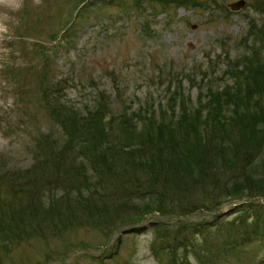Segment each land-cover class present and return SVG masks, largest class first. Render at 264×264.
<instances>
[{"label":"rangeland","instance_id":"obj_1","mask_svg":"<svg viewBox=\"0 0 264 264\" xmlns=\"http://www.w3.org/2000/svg\"><path fill=\"white\" fill-rule=\"evenodd\" d=\"M236 1L17 0L9 10L0 3L5 18L0 22L1 170L31 175L29 170L50 156H78L93 147L101 123L111 150L139 144L149 134L144 117L153 107L158 113L163 107L166 116L158 119L172 125L168 135L154 138L158 145L163 139L178 143L163 147L164 155L175 151V161L183 165L186 153L213 142L224 145L228 156L229 146L247 132L243 126L260 113L264 118V75L256 71L264 62V0H244L234 9ZM225 87L245 94L236 113L224 103ZM184 110L194 116L180 121ZM221 117L225 127L218 123ZM255 126L264 127V121ZM261 146L250 164L248 155L239 157L253 177L263 169ZM219 155L205 162L209 173L195 186L184 184L176 192L166 170L156 192H147L144 171L100 172L80 154L86 170L75 179L88 177L83 184L91 185L100 211L75 207L76 219L58 228L46 222L39 234L33 233L31 216L26 223L7 214L0 223V264H184L182 258L201 264L197 256L220 253L214 264H264V241L244 245L233 236L245 230L234 233L239 208L264 206V197L246 191L240 197L218 195L219 183L233 179L222 170ZM3 181L0 198L12 209L24 206L29 197L19 188L25 182ZM43 182H37L43 200H51V192L61 209L74 207L68 196L76 193L77 183ZM158 198L164 211L143 214L134 207ZM223 219L230 220L224 230ZM4 229L12 238L1 236ZM178 236H184L183 244Z\"/></svg>","mask_w":264,"mask_h":264},{"label":"trees","instance_id":"obj_2","mask_svg":"<svg viewBox=\"0 0 264 264\" xmlns=\"http://www.w3.org/2000/svg\"><path fill=\"white\" fill-rule=\"evenodd\" d=\"M256 71L260 72L261 75H264V62L259 63ZM222 90L224 91L223 92L224 96H227L224 100V103L232 104L231 106L235 108V113H236L239 110L238 103L241 100L243 101L245 99V94L241 95V90H236V92H231L226 87ZM231 95H233L234 97L233 96L230 97ZM246 97L248 98L249 95ZM212 100H216V98H213ZM249 101L250 100H248V102ZM172 107H173L172 111L174 118L176 103H174ZM199 111H201V109L199 110L197 109V113L194 114L196 115L195 117L196 119L200 117ZM147 112H146L147 113L146 117H144V119H148L149 134L148 135L145 134L141 142L134 146H131L129 142L128 145L122 146L120 149L118 148L116 150H111L110 145L106 144L104 141L103 133L106 132V126H104L101 123L96 127V130L94 132L96 134V135L94 134V136L96 137V142L94 143L93 147L91 149L89 148L83 149L82 151H80L81 153L79 152L78 156L75 155L72 158H70L69 155L65 154L64 152L59 155L50 156L49 158H47V161L42 160L39 164H36L32 169H30L29 172L31 175L21 173L19 170L12 171L9 170L8 168L1 170L2 166H0V179L4 180L1 184L5 182L6 183L25 182V184H21L22 186L19 189L21 191H24L25 194H27V196L29 197L26 204L24 206L22 204V206L19 209H12L10 207V202L5 200L6 198L5 199L0 198V223L5 219H7L6 218L7 214H9L8 216L10 217V219H13L14 217H18L19 219L25 221L26 223L29 220L28 216H31V220H32L31 226L33 228L32 229L33 233L36 232L39 234V232L40 233L44 232L46 222L48 223L47 226L52 225L53 228H58L61 224L64 225L65 222L67 223L71 220L76 219L74 216L75 207H84L85 209L89 208L90 210L94 209L100 211V207L97 205L95 201L96 196L95 195L93 196L94 192L91 193L89 192L88 188L91 185L83 184V180L87 181L88 177L82 180H79V177L75 179L76 174L78 176L81 175V173L83 174V176L85 175L83 173L85 172L84 170H86L85 162L83 160H78L80 154L86 156L89 159L90 163L93 165L94 169L100 172H102L101 168L105 169V172H112V173H118L122 169L124 170V172L131 170L134 173L138 172L139 170L144 171L148 175L150 180L148 182L147 192H156L157 186L159 187L160 179L164 176L163 173H165V175H168V173L170 172H171L170 175L171 178L168 180L170 181V184L174 185V190L176 192H178L181 186L182 185L184 186V184L187 185V187L188 184H192V186H195V184L202 182V178L204 175L205 177H207V174L209 173L208 168L205 165V162L209 160L212 161L213 157L220 154L219 159L223 167L222 170L225 172H231L230 175L233 179L226 178L224 181H222V183H219L220 185L218 186V190H217L219 191L218 195H220L221 197L224 195H232V196L240 197L243 196V192L246 191L244 194L252 195V196L262 195L264 197V160H263V169L261 171H258L259 173L258 174L256 173L257 175H254V177L251 171L247 169V164H246V163L250 164L257 157L256 155L262 150L261 145L262 144L264 145V127L257 128V126H255L260 121H264V118L259 117L260 115H262V113H260L259 116H254V120L250 119V121L247 124V127L243 126V130L245 131L247 130V132L244 133L242 131L241 133L242 136L240 140L238 142L235 141L229 146L230 154L228 156L226 154L227 151L224 145H218L212 142L210 143V145L208 144L205 147L198 146V148L194 149V152L186 153V155H188L187 160L183 165H180L174 159L175 151H173V154L167 156L164 155L165 150L163 149V147L170 148L172 146L173 148H176L178 147V143L175 142L174 140L163 139L162 140L163 143H160L158 145V143L154 139L156 138V136L159 137L161 134L168 135L169 130H171L172 128V125L165 124L164 119L163 120L158 119L159 117L164 118L166 116L165 109L163 107H160V113H158L156 108L153 107L151 111L147 110ZM194 115L192 113L191 114L187 113L186 110L185 112H182L181 117L182 116L183 117L180 119V121L185 120L189 118V116L192 117ZM217 116L219 117L220 114ZM128 120L130 119H127V121ZM217 120L219 124L221 123V125L225 127L224 123H226V120L224 117L218 118ZM134 129H135L134 127H129V130H134ZM64 150L67 149H63V151ZM243 153L248 155L249 157L246 159L247 161L245 164L244 163L240 164L238 163L240 160L239 157ZM230 155L232 157H230ZM65 157H67V159H65ZM182 160L183 157L180 158V161ZM239 164L241 169H239V171L237 172L236 166H238ZM166 170H168L169 172L166 173L165 172ZM195 171L197 172L194 173ZM234 172L237 173L235 174ZM239 172L241 177L240 179H238ZM248 172H250L252 176H250V173ZM188 178H190L191 180L188 181ZM43 180H45L43 184L47 186L50 185L52 180H56V182H63V184L64 182L67 181L68 183H70V187H73L72 186L73 182L77 183L78 185L75 186L74 189L72 190V191H76V193L74 195L68 196L69 198L73 197L75 199V203L73 204L74 207H71V205H69L66 208V210L61 209L57 199L53 198L54 194L51 192H50V194H52L50 196L52 197L51 200H49L48 202L46 201L48 198H46V200H43L39 193V191H41V189H39L41 187V184L37 183ZM162 185H164L163 188H166V184H164V182H162ZM27 187L29 188L25 189ZM64 189H65V193L68 195L69 189L66 187ZM84 190H88V194L85 193ZM163 191L167 192L166 190ZM99 194L102 196V193ZM159 194L162 195L163 192L161 191V193ZM157 201H159V205H157ZM157 201H154V204L146 203L141 208L139 206H134V207H138L140 210H142V212H144L143 214L147 212H151L152 210L164 211L163 199L158 198ZM248 212H250L251 214L252 226L250 229L252 230H249L247 226V223L250 221L247 215ZM243 214L245 215L243 216ZM237 215L239 216L238 218H240V222L238 227L235 229L234 233L241 228H244L245 230L241 233H235L233 235L237 239L236 242H239L240 244L242 243L244 245H248V243H252L257 240L264 241V206L263 205L261 204L259 205L256 203L243 204L241 208H239L238 214H236V216ZM227 220L223 219V221L225 222L221 221L222 223L221 225H223V230L225 224H228V221H230ZM233 220L235 221L236 217H234ZM214 224L217 225L219 224L218 218L215 220ZM230 225L232 224H229V226ZM2 227L5 228L6 225ZM17 227H20V225H18ZM40 228H43V231ZM1 236L3 238H7V237L12 238L11 232L5 229L3 231V235ZM177 238H179V236ZM179 241L182 242L183 244L185 242L184 236H181L179 238ZM221 254L223 253L199 255L197 256V259L199 262H201V264H208L210 262L213 263L216 262L214 260L217 257H219ZM252 258H255V255H253ZM182 260L184 264H189L183 258ZM173 262L176 263L175 258L173 259Z\"/></svg>","mask_w":264,"mask_h":264},{"label":"bare ground","instance_id":"obj_3","mask_svg":"<svg viewBox=\"0 0 264 264\" xmlns=\"http://www.w3.org/2000/svg\"><path fill=\"white\" fill-rule=\"evenodd\" d=\"M15 1H17V0H0V3L2 5V7L9 10V9L13 8ZM4 20H5V18L0 16V22H3Z\"/></svg>","mask_w":264,"mask_h":264},{"label":"water","instance_id":"obj_4","mask_svg":"<svg viewBox=\"0 0 264 264\" xmlns=\"http://www.w3.org/2000/svg\"><path fill=\"white\" fill-rule=\"evenodd\" d=\"M244 2H245L244 0L236 1V2L231 4V7L234 9H237V8L241 7L244 4Z\"/></svg>","mask_w":264,"mask_h":264}]
</instances>
